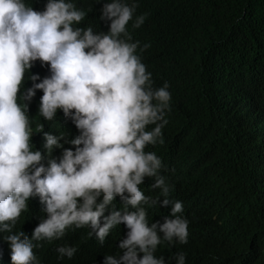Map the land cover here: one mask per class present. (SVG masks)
<instances>
[{
	"label": "clouds",
	"instance_id": "9594fccd",
	"mask_svg": "<svg viewBox=\"0 0 264 264\" xmlns=\"http://www.w3.org/2000/svg\"><path fill=\"white\" fill-rule=\"evenodd\" d=\"M195 3L0 0V264H222L228 194L165 165L170 82L192 88L209 49L187 41ZM227 88L195 93L264 138V76Z\"/></svg>",
	"mask_w": 264,
	"mask_h": 264
},
{
	"label": "trees",
	"instance_id": "16d2710c",
	"mask_svg": "<svg viewBox=\"0 0 264 264\" xmlns=\"http://www.w3.org/2000/svg\"><path fill=\"white\" fill-rule=\"evenodd\" d=\"M187 28L190 45L209 49L196 55L200 73L192 88L170 82L174 110L165 132L167 173L201 202L228 194L242 232L216 240L220 263L264 264V138L250 140L231 125L227 106L195 93L211 81L222 85L227 97V87L240 79L264 76V0H196ZM187 167L195 176L191 183Z\"/></svg>",
	"mask_w": 264,
	"mask_h": 264
}]
</instances>
